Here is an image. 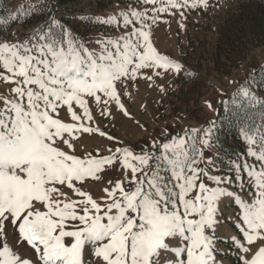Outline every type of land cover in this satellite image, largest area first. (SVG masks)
Masks as SVG:
<instances>
[{
	"label": "snow or ice",
	"instance_id": "1",
	"mask_svg": "<svg viewBox=\"0 0 264 264\" xmlns=\"http://www.w3.org/2000/svg\"><path fill=\"white\" fill-rule=\"evenodd\" d=\"M134 3L95 17L98 24L124 29L92 41L98 51L52 15L23 40H8L0 29V83L8 85L0 88V264H35L28 248L39 264H218L225 204L240 211L238 231L229 239L241 264H264V126L241 129L244 150L228 158L224 171L211 152L214 123L190 129L203 131L199 146L195 135L163 143L153 138L140 151L93 123L89 99L101 116L111 117L114 104L134 119L123 97L132 96L128 89L141 77L150 85L162 72L186 83L195 79L157 50L152 29L162 14L183 19L184 9H207L209 0ZM42 11L40 5L22 7L0 24L21 16L26 23ZM241 92L251 95L247 87ZM61 110L70 122L59 118ZM81 134L119 146L107 154L97 149L76 155ZM114 172L123 178L107 179ZM90 181L106 183L99 198L82 190ZM246 184L256 189L251 202L241 195ZM63 187L78 199H69Z\"/></svg>",
	"mask_w": 264,
	"mask_h": 264
},
{
	"label": "trees",
	"instance_id": "2",
	"mask_svg": "<svg viewBox=\"0 0 264 264\" xmlns=\"http://www.w3.org/2000/svg\"><path fill=\"white\" fill-rule=\"evenodd\" d=\"M30 5H40L43 11L31 16L26 23L21 16L15 22L0 24V29L9 33L8 40L25 39L52 15L90 46L95 44L92 41L102 37V33L121 29L98 24L96 16L113 15L136 4L134 0H40L35 3L0 0V21L17 15L22 7ZM222 9L208 21L190 23L187 29L179 55L185 69L196 76L187 83L185 78L177 76L171 89L174 92H170L175 98L171 102L178 104L174 109L186 112L199 106L211 89L210 82L205 79L208 74L228 73L244 63L254 49L264 46V0H235ZM247 84L251 95L246 97L241 90L226 95L209 123V126L215 124L214 147L218 153L217 161L222 165H227L229 157L244 150L246 142L241 129L255 131L264 126V62L248 77ZM217 237L227 246L225 251L218 249L221 258L238 264L236 246L223 235Z\"/></svg>",
	"mask_w": 264,
	"mask_h": 264
},
{
	"label": "rangeland",
	"instance_id": "3",
	"mask_svg": "<svg viewBox=\"0 0 264 264\" xmlns=\"http://www.w3.org/2000/svg\"><path fill=\"white\" fill-rule=\"evenodd\" d=\"M25 1L35 3L40 0ZM231 1L235 0H209L210 6L207 9L191 11L184 9L183 19L178 13L176 15L162 14L163 19L158 21L152 29L154 46L160 53L181 63L179 55L180 45L183 40H186L187 29L190 23L208 21L215 16L214 14L221 12L223 7L229 6ZM181 24L184 27H181ZM119 31L112 30L107 32V34L102 33L100 36L117 37L122 34L124 29L121 28ZM90 47L97 49V51L99 50L96 44H92ZM263 62L264 46L254 49L244 63L234 67L228 73L219 74L211 72L207 78L204 77L210 82L211 89L203 96V100L199 106L186 112H183L179 108L174 109L175 106L178 107V104L171 102V100H175L170 92H174L171 89L174 87L177 75L171 72L167 74L162 72L160 77L154 78V82L151 85L141 77L138 82L131 84L128 89L132 93V96L123 97V102L134 119L125 117L114 104L112 105L111 117L101 116L100 108L89 99V107L94 118L93 123L99 126L102 131L115 136L117 141H122L124 145L132 146L136 151L150 148L153 138L163 143L179 137L191 140L193 135H195L199 146V139L203 136V131L193 134L190 129H207L225 96L245 87L250 89L247 79ZM203 75H207V72H203ZM160 85L164 86L165 91L162 92L160 90ZM7 87L8 85L0 83V88L6 89ZM208 103L212 104L211 108L207 106ZM59 118L65 122H70V115L65 110L60 111ZM75 145V154L80 156H83L86 151L96 154L95 150L97 149H99L100 153L107 154L106 149L119 146L113 144V142L107 140L105 137H100L98 134H81ZM58 146L64 151H70L62 143H58ZM211 152L217 153L216 148L213 147ZM208 155L209 152L205 151V156ZM217 166L227 171V165H222L217 161ZM113 178L122 179L123 177L115 172L110 173L107 177V179ZM77 186L80 185L78 184ZM103 186H107L106 183L101 184L90 181L82 187V190L89 191L94 198H99L102 195L101 188ZM62 191L66 193L69 199H78L71 189L63 187ZM255 192L256 189L253 184H246L241 191V195L248 202H251L254 199ZM239 216L240 211L238 206L225 204L223 206L221 227L218 229L217 235H223L226 239V237L229 238L230 235L235 234L238 231ZM8 230L9 242L14 243L11 226H9ZM216 247L225 251L227 246L221 239H218ZM24 251L27 256L33 259L35 264H39L37 254L30 248ZM216 258L218 264H234L228 261V259H221V255L218 252ZM238 264H241L239 258Z\"/></svg>",
	"mask_w": 264,
	"mask_h": 264
}]
</instances>
